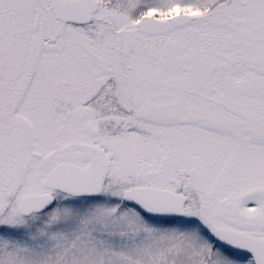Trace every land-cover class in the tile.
<instances>
[{
    "label": "snow or ice",
    "instance_id": "obj_1",
    "mask_svg": "<svg viewBox=\"0 0 264 264\" xmlns=\"http://www.w3.org/2000/svg\"><path fill=\"white\" fill-rule=\"evenodd\" d=\"M0 264H264V0H0Z\"/></svg>",
    "mask_w": 264,
    "mask_h": 264
}]
</instances>
